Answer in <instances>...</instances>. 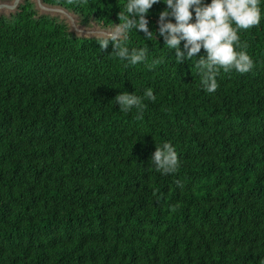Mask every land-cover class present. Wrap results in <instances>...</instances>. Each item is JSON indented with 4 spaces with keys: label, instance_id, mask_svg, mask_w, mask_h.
<instances>
[{
    "label": "trees",
    "instance_id": "trees-1",
    "mask_svg": "<svg viewBox=\"0 0 264 264\" xmlns=\"http://www.w3.org/2000/svg\"><path fill=\"white\" fill-rule=\"evenodd\" d=\"M43 1L102 27L127 3ZM165 7L146 17L156 38H121L147 50L135 65L32 0L0 13V264H264V0L237 30L253 69L221 68L213 93L203 48L179 64L164 45ZM124 91L142 119L116 104ZM165 142L180 164L167 175L150 163Z\"/></svg>",
    "mask_w": 264,
    "mask_h": 264
},
{
    "label": "clouds",
    "instance_id": "clouds-1",
    "mask_svg": "<svg viewBox=\"0 0 264 264\" xmlns=\"http://www.w3.org/2000/svg\"><path fill=\"white\" fill-rule=\"evenodd\" d=\"M69 3L72 0H68ZM86 3V0H83ZM161 0H127L123 11L117 16L119 24H114L112 29L95 33L99 37V46L106 50L109 43L113 45V53L135 65L146 59L145 48L129 49L122 46L121 38L131 29L142 32L151 40L153 33L149 30L147 14L154 4ZM166 7L159 13L158 34L163 38L164 45L174 50L176 61L181 64L191 60L203 48L206 57L201 56L196 62L202 79L201 84L208 93L216 91L218 84L216 76L222 68L225 72L235 70L241 74L250 72L254 62L243 49L246 44L240 43L238 29H250L261 21V11L258 7L259 0H162ZM193 12L195 19L193 22ZM173 18L175 22H172ZM233 24L236 27H233ZM183 42V49H181ZM241 48L237 51L236 48ZM158 62V61H156ZM144 98L154 101L156 99L151 88L146 89ZM121 111L138 110L137 119L143 118V98L135 93L120 92L114 97ZM157 172L167 175L175 173L179 168L178 155L170 143H163L155 148L150 158Z\"/></svg>",
    "mask_w": 264,
    "mask_h": 264
},
{
    "label": "water",
    "instance_id": "water-1",
    "mask_svg": "<svg viewBox=\"0 0 264 264\" xmlns=\"http://www.w3.org/2000/svg\"><path fill=\"white\" fill-rule=\"evenodd\" d=\"M32 1L35 5V8L38 10L40 14H50L52 16H58L61 20L67 23L70 31L73 30L76 33H81L82 37L99 38V36H93V34L109 31L108 28L110 27H102L99 24L93 22L92 20L89 21V23H94V25H92L93 26L92 28H89L88 25L89 23L81 24L78 20V17L73 12L65 9L62 6L48 4L43 0H32ZM21 2H23V0H0V13L9 15L18 8ZM81 35H77V36H81Z\"/></svg>",
    "mask_w": 264,
    "mask_h": 264
},
{
    "label": "rangeland",
    "instance_id": "rangeland-1",
    "mask_svg": "<svg viewBox=\"0 0 264 264\" xmlns=\"http://www.w3.org/2000/svg\"><path fill=\"white\" fill-rule=\"evenodd\" d=\"M9 10H10V9H9ZM90 24H91V25H90ZM88 25H89V28H92V27H93L92 25H94V23H89ZM109 27H110V28H108V30H111L113 26H109ZM71 32H73L75 35H76V34H77V35H81V33H76V32L73 31V30H72ZM81 36H82V35H81ZM93 36H97V35H94V34H93Z\"/></svg>",
    "mask_w": 264,
    "mask_h": 264
}]
</instances>
